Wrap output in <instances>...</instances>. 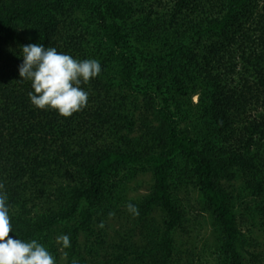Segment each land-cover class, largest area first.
Here are the masks:
<instances>
[{"label":"trees","instance_id":"trees-1","mask_svg":"<svg viewBox=\"0 0 264 264\" xmlns=\"http://www.w3.org/2000/svg\"><path fill=\"white\" fill-rule=\"evenodd\" d=\"M30 43L101 62L86 107L32 105L18 70ZM145 174L136 203L126 185ZM0 183L10 235L55 258L67 235L68 264L82 233L98 264H190L174 235L191 209L211 221L220 264H247L240 249L262 262L240 227L264 236V0H0ZM129 204L139 240L131 227L116 241L105 228Z\"/></svg>","mask_w":264,"mask_h":264},{"label":"clouds","instance_id":"clouds-1","mask_svg":"<svg viewBox=\"0 0 264 264\" xmlns=\"http://www.w3.org/2000/svg\"><path fill=\"white\" fill-rule=\"evenodd\" d=\"M19 65L21 80L31 82L29 99L38 109L56 110L63 117H71L87 106L89 92L81 84H87L102 71L97 59H76L70 54L58 52L54 47L41 43L21 46ZM0 183V264H56L49 249L36 239L29 241L17 238L11 225L8 196ZM130 211L138 215L135 205ZM62 246H70V238H57Z\"/></svg>","mask_w":264,"mask_h":264},{"label":"rangeland","instance_id":"rangeland-1","mask_svg":"<svg viewBox=\"0 0 264 264\" xmlns=\"http://www.w3.org/2000/svg\"><path fill=\"white\" fill-rule=\"evenodd\" d=\"M197 101V97H193V102ZM152 177L150 174L139 175L135 177L133 180H129L126 185V194L128 198L133 200L134 202H140L144 197L148 196L151 193L152 189ZM232 188L229 189L233 194L242 190V184L238 181L231 182ZM194 198L197 197L196 193H193ZM248 202V200H245ZM194 205L196 203L193 202ZM185 205H187L185 203ZM188 206V205H187ZM197 206V205H196ZM243 208L239 206V203H236L235 213L237 216L243 214L247 217L246 212H243ZM154 219L157 223H161V218L163 216L160 210H155L152 212ZM130 218L128 220H118L114 219L109 222V226L105 228V232L109 237L118 241L119 237L124 235V232L127 228H134L133 222L137 220V216L134 213L130 214ZM78 216L76 217V220ZM184 222V227L186 231L177 230L175 232V239L178 243L181 258L185 260H189L190 264H220V256L217 254L216 249V239L214 234V227L212 226L211 221L209 220L207 215L201 214L198 209H191L190 212L186 214ZM75 221L71 220L69 226H72ZM253 224L249 221L243 227H240L242 234L244 235L246 240L249 238H254L257 241V247L252 245V242H248L251 246L247 248L248 251H253L256 254L262 255V262L254 263V264H264V236L260 234L259 228L253 227ZM136 231V236L133 235L134 241L139 240L140 235V225L137 223V227L134 228ZM98 230V229H95ZM249 230L252 232L249 234ZM62 235H58L54 238L55 248L57 249L56 254V264H68L69 263V251L66 250L65 247L62 246V243L58 241V237ZM94 242V237H86L84 233L80 234L78 245L79 251L74 258L72 257L70 263L71 264H98L101 259L97 258L95 253L89 252L88 247L90 244ZM241 256L245 260L247 264H253L250 261L249 255L245 250H241Z\"/></svg>","mask_w":264,"mask_h":264}]
</instances>
